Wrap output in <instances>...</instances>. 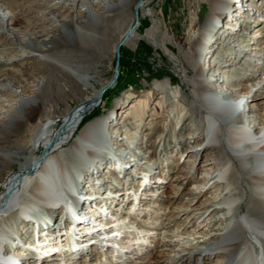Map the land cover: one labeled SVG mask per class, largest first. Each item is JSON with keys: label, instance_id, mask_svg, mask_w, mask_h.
Wrapping results in <instances>:
<instances>
[{"label": "bare ground", "instance_id": "obj_1", "mask_svg": "<svg viewBox=\"0 0 264 264\" xmlns=\"http://www.w3.org/2000/svg\"><path fill=\"white\" fill-rule=\"evenodd\" d=\"M207 1L210 11L185 57L194 73L188 111L195 121L183 119L180 131L185 134L195 127L194 142L182 139L172 153L166 147L161 152L167 163L163 169L145 173L157 162L143 157L145 141H137V133L131 131L149 114L144 99L126 105L118 117L111 112L82 126L109 89L111 96L117 94L121 67L112 85L115 72L97 88V76L80 63L51 56L57 45L88 51L104 36L100 27L112 13L138 5L134 23L116 45H121L119 54L123 46L134 47L136 39L145 38L138 32L143 0H71L72 10L84 14L83 23L57 20L61 42L53 46H48V33L16 29L19 0H0V47L19 49L7 64L36 59L45 73L52 68L60 74L55 78L57 87H70L72 94L78 88L91 92L62 117L36 124L26 141H18L26 152L0 148V162L19 164L0 185V264H75L80 260L83 264H264V69L258 68L262 54L248 56V72L240 78L243 87L229 88L237 78L236 72L229 75V69L245 59L243 54L235 58L229 52L240 41L242 22L264 28V10L255 14L259 7L250 0ZM260 35L257 32L256 38ZM242 43L238 47H244ZM222 46L226 51L218 60ZM248 46L244 54L260 49ZM209 71L214 74L208 75ZM19 88L0 84V107L3 101L9 102L4 96L16 97L6 110L0 108V140L17 139L23 123L38 109V97ZM171 88L169 79L156 81L145 99ZM174 93L178 99L179 91ZM164 94L156 105L158 116H153L164 111ZM114 103L123 104L121 98ZM178 106L172 101L166 108L171 115ZM127 120L133 121L123 125ZM174 157L179 162L185 157L187 163L181 170L184 174L176 177L177 185L172 184L175 191L170 197L162 190L171 184L168 165ZM131 168L143 172L124 179ZM127 184H132L131 190L124 191L122 186ZM185 185L190 189L181 191ZM208 192L212 196L198 204ZM125 209L128 212L122 215ZM195 219L203 221L196 225Z\"/></svg>", "mask_w": 264, "mask_h": 264}, {"label": "rangeland", "instance_id": "obj_2", "mask_svg": "<svg viewBox=\"0 0 264 264\" xmlns=\"http://www.w3.org/2000/svg\"><path fill=\"white\" fill-rule=\"evenodd\" d=\"M58 1H63V3L58 4ZM241 1L245 3L244 0ZM19 3L21 5L20 10L17 11L16 14L19 17L16 29L19 31L21 30L23 33L29 31L37 32L39 35L48 33V46H53L54 44L57 45L61 42V33L56 28L57 20H61L64 23L65 21L69 22L76 19L75 21L77 24L82 25L83 23L84 14L80 13L77 9L72 10V6L70 5L71 0H19ZM143 3L144 5L140 11L141 23L138 32L140 35H144L145 38L136 39L134 47L130 48L123 46L121 48L119 66L122 70L119 79L120 91L118 90L117 94L111 96L110 92L112 91L109 89L99 108L84 121L82 126L97 118L108 117L111 112H113V116L117 114L118 117L122 110L125 109L126 105L134 102L136 99H144V105L147 106V112L149 114L145 115V118L143 119L144 121H142L140 127H138V123H136L131 131L137 133V141L143 143L145 141V144L142 145L143 148H141V151L145 153L143 157L149 158V160L154 157V161L157 162L156 165L147 167L144 171L146 173L149 169L160 171L167 164L164 160L166 157L163 155L164 152L161 154L162 150L166 147L169 153H172L176 147H180V144L178 143L180 140L183 139V141L187 143L194 142L191 133L195 131V127L185 130V134L180 131L183 119L188 118V121L189 123L191 122V124L195 121L193 120L191 113L188 111L191 108L190 103L193 99L191 86L194 73L190 69V65L186 63L187 61L185 57L190 54V50L197 38L196 36H198L197 34L200 32L201 25L210 11V6L207 0H143ZM249 3L259 7L255 14L263 13L264 6L263 8L260 6L261 4H264V0H250ZM95 10L102 12L99 6H96ZM127 11H116L106 19L105 26L100 27V33L104 34V36H99L94 43V47L88 51L77 52L70 48L65 49V47L57 45L58 48L52 51L51 56L58 59H72L80 63L83 68L90 70V74L97 76L96 78L99 80L96 87L101 88L102 85L106 84L114 77L117 59L115 48L118 44V39L123 36L127 27L134 23V5H132ZM57 15L58 18L56 17ZM246 22V20L242 22L244 28L242 29H246V31H241L240 34L242 36L240 37V41L237 42V44L243 42L242 45H244V47L242 46L240 48V46L238 47L239 44H235V47L231 49L232 52L229 51L235 58V55L240 57L242 54L245 58L234 70L233 68L231 70L229 69V75L232 72H236L237 75V78L233 81L232 85L229 86L230 91H232L231 89L236 90L237 88L243 87L245 82L244 80H240V78L245 76V72H248V68L245 66L248 56L251 57L255 53L262 54L261 56L263 60L259 63L258 68L263 67L264 69V28H255L256 25L248 24ZM257 32L258 34H261L260 38H256ZM105 40H108V43ZM255 44L257 46H255ZM245 46L253 48L257 47L260 49L249 51L247 54H244L242 50H244ZM12 47L13 48L10 49H8L9 47L7 49L0 47V84L9 83L13 85V87H20L19 89H21L23 93L38 97L39 104L37 106L38 109H36L30 119L23 123L19 131L20 136L17 139L11 137L9 139L4 138L0 140V148L9 153L20 151L26 152V149H21L22 146L18 141H26L27 135L36 124L41 120L48 118L58 119L62 117L67 114L69 110L77 106L82 100L87 99L91 95L89 89H73L76 90V92L75 94H72V89L70 87H57V81H55V78L60 76V74H57L52 68H48L49 73H45L42 69V65L36 59L13 61V63L7 64L10 57L19 53V51H17L19 50L18 46L15 45ZM220 47L219 49L222 50L218 52H220L219 55L221 57H219L218 60L224 57L226 51L225 46H222L223 48ZM239 49L241 50L239 51ZM182 53H184L183 56H181ZM121 62L123 66L121 65ZM217 71L219 70L217 69ZM207 74H214V72L209 71ZM166 79L171 81V90H168L166 94L159 91L157 95H151L150 100L145 99L156 81ZM240 90L241 92H244L242 89ZM177 91H179L180 94L178 99H176V93H174ZM163 94L165 103L163 104L164 111L162 110L159 117H157L156 105ZM14 96L15 95L13 94L4 96L3 98H7L9 102L6 103L3 101L4 104L2 102L0 108L6 110L12 100L16 98ZM118 98H121L122 100L123 104H121V106L114 103ZM172 101H177L179 106L177 107L178 109L175 108L174 113L170 115L166 107L169 102ZM5 106H7V108ZM249 108L250 107L247 109L248 111L250 110ZM153 114H156L157 116H153ZM243 114L246 116V109L243 110ZM133 117L134 115H131V118ZM130 121L133 120H127L123 125ZM121 137H124L123 134ZM129 141L133 142L132 138ZM156 157L158 161L156 160ZM184 158L185 157L179 162V157H174L172 159L173 163L168 165L169 169H171V175L169 177L171 184L169 187L167 186L168 188L166 187L162 190L163 195L164 193H169V195H171L170 197L174 196L173 193L175 190L172 184L176 186V177L179 175L177 177L179 178L181 177L180 175L184 174V172L181 171L185 169L187 163V159L184 161ZM143 161H145V159ZM0 167L2 168H0L1 185L4 180L9 178L11 173L18 170L19 164L17 162H9L8 164L0 162ZM143 167L146 168L145 165ZM133 169L134 168H131L127 175H125L126 178L124 179H127L128 177L131 178V176L133 177L134 175H137L138 172H143L142 170H138L136 173ZM198 175H201V172H199ZM131 187L132 184L122 186V188L125 189L124 191L131 190ZM0 188L1 195L3 188L2 186H0ZM189 189L190 186L185 185L181 191L185 192ZM91 192L92 191H90L88 195ZM212 193L216 194L214 190H212ZM211 196V192L206 193L204 197L199 199L198 204ZM165 204L167 205V201ZM124 212L125 213L122 215H125L126 212H128V209H125ZM59 219L61 220V218ZM201 221H203V219H195L193 224L200 225L202 223ZM56 222L57 221L54 223ZM174 224L173 229L176 228V225ZM213 232L214 228L211 233ZM94 258L96 259V257ZM79 259H81V257ZM92 262L94 261L92 260ZM81 263L83 264L82 260L77 261L75 264Z\"/></svg>", "mask_w": 264, "mask_h": 264}, {"label": "water", "instance_id": "obj_3", "mask_svg": "<svg viewBox=\"0 0 264 264\" xmlns=\"http://www.w3.org/2000/svg\"><path fill=\"white\" fill-rule=\"evenodd\" d=\"M138 5L136 6V8H135V10H136V13H137V9H138ZM120 46L121 45H118V47L116 48V52H117V59H116V65H115V77H114V79H113V81H112V83H111V85L113 84V82H114V80L117 78V76H118V72H119V64H120V54H119V52H120ZM111 85L110 86H108L107 88H110L111 87ZM107 88L105 89V90H107Z\"/></svg>", "mask_w": 264, "mask_h": 264}, {"label": "trees", "instance_id": "obj_4", "mask_svg": "<svg viewBox=\"0 0 264 264\" xmlns=\"http://www.w3.org/2000/svg\"><path fill=\"white\" fill-rule=\"evenodd\" d=\"M121 65L123 66L122 62H121ZM87 120V119H86Z\"/></svg>", "mask_w": 264, "mask_h": 264}]
</instances>
